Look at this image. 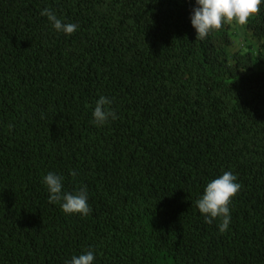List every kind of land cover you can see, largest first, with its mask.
I'll return each mask as SVG.
<instances>
[{"label": "trees", "instance_id": "obj_1", "mask_svg": "<svg viewBox=\"0 0 264 264\" xmlns=\"http://www.w3.org/2000/svg\"><path fill=\"white\" fill-rule=\"evenodd\" d=\"M194 5L0 0V264H264V52L231 55V22L196 39ZM245 25L264 41V4ZM49 171L87 186V216L49 202ZM225 171L241 187L220 232L196 200Z\"/></svg>", "mask_w": 264, "mask_h": 264}, {"label": "clouds", "instance_id": "obj_2", "mask_svg": "<svg viewBox=\"0 0 264 264\" xmlns=\"http://www.w3.org/2000/svg\"><path fill=\"white\" fill-rule=\"evenodd\" d=\"M262 4L264 0H195L190 22L195 29L196 39L204 40L210 32L220 29L226 22L247 24L250 16L260 11ZM41 14L47 16L57 32L70 35L79 27L77 23L62 22L48 9H44ZM110 103L111 101L104 96L96 100L92 116L93 123L97 126H103L110 118L117 119L116 112L107 107ZM71 174L75 176V170ZM63 180L62 175L52 171L42 177V183L49 193V202H59L65 214L78 213L87 216L91 210L87 186L82 185L77 191L70 192L64 190ZM240 187L236 175L231 171L223 172L206 184L202 195L196 200V206L206 223L211 224L220 218L218 230L224 232L229 228L231 221L229 204ZM94 260L95 253L89 249L79 255H73L65 264H93Z\"/></svg>", "mask_w": 264, "mask_h": 264}, {"label": "rangeland", "instance_id": "obj_3", "mask_svg": "<svg viewBox=\"0 0 264 264\" xmlns=\"http://www.w3.org/2000/svg\"><path fill=\"white\" fill-rule=\"evenodd\" d=\"M231 24L233 26V38H234L233 45L228 48L231 55L239 50L246 51L247 49L250 48L251 43L259 47L264 52V41H261L258 38L253 37L251 33H249L246 25H239L234 21L231 22ZM262 68H264V65H262Z\"/></svg>", "mask_w": 264, "mask_h": 264}]
</instances>
